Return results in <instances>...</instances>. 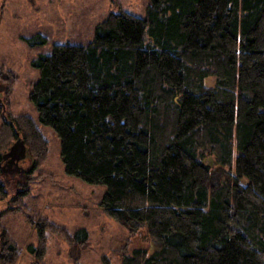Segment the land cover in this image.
Wrapping results in <instances>:
<instances>
[{
	"label": "trees",
	"instance_id": "trees-1",
	"mask_svg": "<svg viewBox=\"0 0 264 264\" xmlns=\"http://www.w3.org/2000/svg\"><path fill=\"white\" fill-rule=\"evenodd\" d=\"M32 65L29 100L65 172L106 185L105 212L159 243L121 264H264V0H152L145 16L110 13L91 42L54 43ZM19 130L37 168L48 141L26 114L0 127V163ZM206 155L231 169L215 190ZM36 228L38 259L47 229L87 238L48 219ZM2 241L0 264H12L19 247Z\"/></svg>",
	"mask_w": 264,
	"mask_h": 264
},
{
	"label": "rangeland",
	"instance_id": "rangeland-1",
	"mask_svg": "<svg viewBox=\"0 0 264 264\" xmlns=\"http://www.w3.org/2000/svg\"><path fill=\"white\" fill-rule=\"evenodd\" d=\"M151 3L152 0H0V99L4 105L0 104V127L26 114L36 121L48 141L46 158L33 169L36 151L25 141L28 158L23 163V176L0 167V178L6 185V194L0 198V252L2 239H12L19 247L12 264H121L123 254H131L136 248H147L150 253L159 248L146 230L132 234L105 212L100 202L106 185L91 184L65 172L60 139L49 126L39 122L38 112L29 100L38 78L32 60L40 53L51 52L58 42L87 44L94 39L97 25L110 13L125 10L143 17ZM43 37L47 43L40 45ZM19 131L20 138H24V132ZM205 159L211 162L214 157L206 155ZM0 164L5 165L4 159ZM213 169L207 180L211 190L217 189L231 172L216 161ZM44 219L80 237L86 231L87 238L84 243L71 242L62 229H47V250L38 259L29 245L37 246L36 224Z\"/></svg>",
	"mask_w": 264,
	"mask_h": 264
},
{
	"label": "water",
	"instance_id": "water-1",
	"mask_svg": "<svg viewBox=\"0 0 264 264\" xmlns=\"http://www.w3.org/2000/svg\"><path fill=\"white\" fill-rule=\"evenodd\" d=\"M0 103H2L1 99H0ZM27 157H28L27 146L25 144V141L20 137L13 143V145H11L10 149L3 154L4 160H9L11 164L14 163L15 166L12 164L14 166L13 168L16 170L22 169L23 173H25L26 169L20 165V162L26 160ZM214 161L215 159H212V161L208 162V164L213 166ZM3 167L6 168V164Z\"/></svg>",
	"mask_w": 264,
	"mask_h": 264
},
{
	"label": "flooded vegetation",
	"instance_id": "flooded-vegetation-1",
	"mask_svg": "<svg viewBox=\"0 0 264 264\" xmlns=\"http://www.w3.org/2000/svg\"><path fill=\"white\" fill-rule=\"evenodd\" d=\"M24 161H26V160H23V161L20 162V165H21V166H23ZM4 164H6V168L3 167V166H4L3 164H0V167H1L2 170H6V169H7L8 171H11L13 174L18 173V174H20L21 176H23V175L25 174V173L22 172V169H21V170H16V169H14V168H13V167L15 166L14 163H12V164L14 165V166H13V165L9 162V160H4ZM23 167H24V166H23ZM3 168H4V169H3ZM15 170H16V171H15ZM25 172H26V171H25Z\"/></svg>",
	"mask_w": 264,
	"mask_h": 264
}]
</instances>
